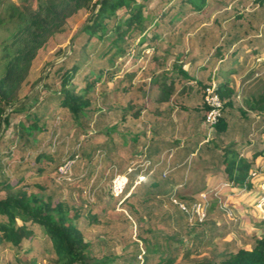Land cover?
I'll return each mask as SVG.
<instances>
[{
  "label": "trees",
  "instance_id": "trees-1",
  "mask_svg": "<svg viewBox=\"0 0 264 264\" xmlns=\"http://www.w3.org/2000/svg\"><path fill=\"white\" fill-rule=\"evenodd\" d=\"M147 1L46 0L24 14V27L10 38L0 73V264L7 248L30 264L24 244L34 242V227L45 235L38 248L48 264H179L184 257L194 264H264V234L248 247L214 248L218 230L196 232L186 197L208 190L206 178L220 174L242 189L254 172H264V88L246 92L250 98L243 92L244 107L231 80L252 78L264 55V0H167L146 14ZM80 11L89 15L71 49L21 98L32 61ZM140 59L134 82L135 72L123 67ZM213 86L224 106L206 142L201 131ZM60 111L73 133L62 154L50 153L45 148L56 131L68 136L57 125ZM98 151L116 174L143 176L122 197L124 211L96 210L100 194L95 204L66 194L71 183L60 179V166L92 162ZM138 158L142 163L127 171ZM34 175L41 177L29 181ZM94 225L104 232L89 239L84 231ZM210 245L209 255L199 252Z\"/></svg>",
  "mask_w": 264,
  "mask_h": 264
},
{
  "label": "rangeland",
  "instance_id": "rangeland-1",
  "mask_svg": "<svg viewBox=\"0 0 264 264\" xmlns=\"http://www.w3.org/2000/svg\"><path fill=\"white\" fill-rule=\"evenodd\" d=\"M46 0H0V73L4 65V57L6 55V46L9 43L10 38L21 28L24 27L25 22L23 21L24 14L37 10L44 4ZM167 0H148L147 8L145 9L146 14L153 10L160 2ZM141 2V1H140ZM168 7V3L166 7ZM215 10L212 11V16L215 14ZM89 12L80 11L76 15L72 16L67 20L61 31L57 32L53 37L49 39L46 45L39 51L36 58L32 61L31 69L21 87L20 97L22 98L26 94H32L40 86L41 82H38L43 77L50 65V63L57 60H61L62 56L65 55L70 46L71 39L76 35L77 31L86 23ZM198 50V44L196 45ZM139 61V60H138ZM257 62L258 65L255 69L256 73L249 80H242L238 75L233 76V80L239 91L241 98L239 101L245 107L243 102V92L252 91V93L261 92L264 88V55ZM142 63L140 59L138 63L135 61L127 62L123 69L134 71L136 76L134 82H137L142 75ZM82 80H78L77 87H82ZM110 85V84H109ZM33 88V91L30 90ZM244 94V95H245ZM245 98H250L249 94H246ZM57 116V125L63 124L65 126L66 134L64 138L61 136L60 130L56 131V135L52 145H46L45 150L50 153L62 154L63 150L68 148V144L65 140L69 139V136L73 133V128L70 127V119L68 115L64 116V113ZM260 115L257 112H253L254 116ZM264 115V112L262 113ZM19 120V117L10 120V127L6 133V137L12 136V125ZM57 126V127H58ZM202 136L204 141H209L214 135L215 129L211 135L208 134V130L203 125ZM64 134V133H63ZM116 137V134L114 135ZM59 138V139H58ZM49 139V138H48ZM117 139V137H116ZM99 140H103L99 138ZM59 142V144H58ZM47 143V142H46ZM62 143H65V147H62ZM102 152L98 151L92 162L85 160L75 159L72 168V180L68 181L70 188L66 192L68 196H73L77 202L80 198L87 199L90 202H96L98 194L101 195L103 205L99 204L96 206V210L100 211L103 208H108L110 205H117L116 211H124V207L121 206L125 198H114L111 195V181L116 174V169L111 166V161H101ZM136 163H142L141 159L134 161L129 165L127 171L135 167ZM259 166H262V161L258 162ZM262 166L261 168H263ZM261 170V169H260ZM264 172H254V176L250 181L248 188H232L223 179L222 175H217L215 178H206V182L209 183V189L197 194L186 196L188 200L187 205L191 214L189 223L195 226L196 232L206 233L211 229L218 230L217 239L213 243H218L214 248L223 250L228 248L229 245L236 244L248 247L254 236H260L264 234ZM40 175H34L28 177L29 181L38 179ZM62 179V178H60ZM63 180V179H62ZM143 179H134L130 177V183L127 187V192H132L137 184ZM178 202V201H177ZM198 205L194 209L193 206ZM183 206V205H182ZM222 208V209H221ZM164 210H170L168 206L164 207ZM160 228L170 234L168 227L160 225ZM176 228L175 221H172V229ZM36 232L34 242H26L24 244V250H30L27 255L30 258V264H48L42 257V241L45 235L42 231L34 227ZM162 231V232H163ZM104 232V226H89L85 229L84 234L89 239L99 236ZM133 234L136 235V227L133 225ZM175 246V245H174ZM211 245L201 247L199 252L201 254L209 255L211 252ZM121 247L118 246L116 251H120ZM18 254L11 249L7 248L1 255V259L5 263L3 264H20L17 259ZM193 258L187 259L186 257L179 259V264H194Z\"/></svg>",
  "mask_w": 264,
  "mask_h": 264
},
{
  "label": "built area",
  "instance_id": "built-area-1",
  "mask_svg": "<svg viewBox=\"0 0 264 264\" xmlns=\"http://www.w3.org/2000/svg\"><path fill=\"white\" fill-rule=\"evenodd\" d=\"M206 103L209 107V110L205 119V127L208 130V134L211 135L214 131L215 124L222 116V110L224 106V101L221 99L219 94L215 91V87L207 91ZM74 160H67L59 168V175L63 180L70 181L72 180V168ZM264 176V174H263ZM143 179V178H140ZM130 183L129 175L117 173L114 175L111 181V195L114 198H122L126 193L127 187ZM198 204H195L193 208L195 209ZM200 207V205H198Z\"/></svg>",
  "mask_w": 264,
  "mask_h": 264
},
{
  "label": "water",
  "instance_id": "water-1",
  "mask_svg": "<svg viewBox=\"0 0 264 264\" xmlns=\"http://www.w3.org/2000/svg\"><path fill=\"white\" fill-rule=\"evenodd\" d=\"M84 27V26H83ZM83 27L80 29V31L83 29ZM70 49H71V46H70ZM61 60H57V61H55V62H52L49 66H48V68H47V70H49L50 68H52L54 65H56L57 63H59Z\"/></svg>",
  "mask_w": 264,
  "mask_h": 264
},
{
  "label": "crops",
  "instance_id": "crops-1",
  "mask_svg": "<svg viewBox=\"0 0 264 264\" xmlns=\"http://www.w3.org/2000/svg\"><path fill=\"white\" fill-rule=\"evenodd\" d=\"M170 163H171V162H170ZM172 163H173V161H172ZM172 163H171V164H172ZM133 168H134V167H133ZM129 170H130V169H129ZM140 178H143V176H142V177H140Z\"/></svg>",
  "mask_w": 264,
  "mask_h": 264
}]
</instances>
